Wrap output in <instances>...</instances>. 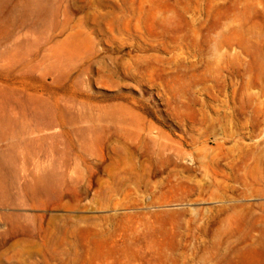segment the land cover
Segmentation results:
<instances>
[{"label":"rangeland","instance_id":"obj_1","mask_svg":"<svg viewBox=\"0 0 264 264\" xmlns=\"http://www.w3.org/2000/svg\"><path fill=\"white\" fill-rule=\"evenodd\" d=\"M0 264H264V0H0Z\"/></svg>","mask_w":264,"mask_h":264}]
</instances>
